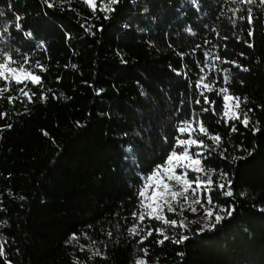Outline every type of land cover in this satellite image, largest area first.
<instances>
[{
	"label": "trees",
	"instance_id": "trees-1",
	"mask_svg": "<svg viewBox=\"0 0 264 264\" xmlns=\"http://www.w3.org/2000/svg\"><path fill=\"white\" fill-rule=\"evenodd\" d=\"M51 2L0 0V55L25 68L14 76L0 68L9 76L0 78L9 89L0 91V264H264V4L120 0L105 12L80 0ZM29 72L40 82L25 80ZM223 87L241 98L238 120L223 117ZM185 120L191 138L208 145L190 149L203 153L200 167L213 180L202 211L232 215L221 212V223L203 232L198 222L172 227L146 217L133 236L143 179L164 164L176 137L189 139L178 131ZM201 122L218 143L200 133ZM181 213L163 215L179 224ZM149 228L169 239L157 243L163 236L153 231L138 243Z\"/></svg>",
	"mask_w": 264,
	"mask_h": 264
},
{
	"label": "snow or ice",
	"instance_id": "snow-or-ice-1",
	"mask_svg": "<svg viewBox=\"0 0 264 264\" xmlns=\"http://www.w3.org/2000/svg\"><path fill=\"white\" fill-rule=\"evenodd\" d=\"M44 2L48 7L54 6V4H53V2H51V0H44ZM85 2L92 4L93 0H85ZM254 2H255V0H247V3H249V4L254 3ZM259 2L261 4H264V0H259ZM119 3H120V0H108V3L106 5H104V7L101 10L105 11V12H114L115 8L113 7V5H118ZM93 7H95L94 4H93ZM0 15H2V13H0ZM107 18L108 17L105 16V19H107ZM16 19H17V21H19L21 18L16 17ZM240 19L244 20L245 17L241 16ZM246 19H247V23H248V32H247L248 40H245L244 42L247 44L248 47L251 48V47H254V43H250L249 40H251L255 34L254 15H253V11L251 8H249L247 10V18ZM15 27L17 30H21L23 26L20 23H16ZM189 31H190V29H189ZM26 35L28 37H31L32 34L29 32V33H26ZM205 55H207V53ZM241 55H243V53H241ZM217 59H219V57H217ZM14 62L15 61L13 60V58L11 56H9L7 58V61H5L3 56L0 55V68H7L8 73L12 74L13 76L17 72H25V68H24L23 64H21L18 67H8L9 63H14ZM28 62L29 61L26 57L24 60V63L27 64ZM223 63H225V64L231 63L233 66L239 67L243 71L248 70V69L244 68L242 65L237 64L235 61H228L225 59L223 61ZM221 71L224 73H227L228 69H221ZM29 77L33 83H39L40 82V77L38 75H35V74H32L31 72H29L25 76V80L28 79ZM0 78H3L5 81H8L9 76L6 75L4 72H0ZM201 79H204V77H201ZM25 80L17 79L16 83L22 84L25 82ZM228 80H229L228 75H224V77H223L224 84H227ZM205 87H208V85H205ZM8 90L9 89L7 87L0 89V91H8ZM208 90L212 91L211 88H208ZM19 92L24 94L25 96H28V93L25 92L23 88H20ZM217 94L221 95L222 99L224 101V103L222 105L223 117H225L227 119H232V120L240 119L239 109H240L241 98L229 94V89L227 87L219 88L217 90ZM201 95H203V93H201ZM8 99H9V102H12L16 99V97L9 96ZM28 99H29V102H31V96H28ZM196 103L199 104L200 100L197 99ZM204 103L205 104L210 103L211 105H214L215 101L209 102L208 97L204 96ZM230 105H231V108H230ZM208 110H209L208 108L203 109V111H205V112H207ZM212 110H213V112H215L214 108ZM252 111H253V109L249 108L243 114V120L241 122L244 124L245 127H248V125L250 123L248 113H250ZM230 112H231V115L229 114ZM189 123H190V121H188V120L183 121L182 124L184 126H182L178 129V131L181 135H183L185 132H189V139H181L179 136L176 137V143L173 145L172 151L169 153L168 157H166L164 164L155 166L153 171L147 176V178H146L147 182L144 184L143 187L144 188H152V196L147 197L145 194V191L143 189L138 193V197L140 198L141 206L144 208V211L139 214V217L136 220V223L133 224L132 227L128 228L129 233L132 234L133 236L140 234V225L142 224V222L145 220L146 217L149 219H156V220L163 221V223L170 224L172 227H177V226L187 227V225L184 224V222L182 220L178 224L177 221L174 219H172V220L166 219L163 215L164 208L167 207L168 212H174L175 209H174L171 201L179 202V198H181V197H183V199L185 201H187L188 197H187L186 193L188 192V190L190 188H192L193 183L196 184V189H193V193H195L196 190H199L202 186L204 187L205 191H208L209 190L208 186L213 183L212 177H210V176L206 180H202L201 175H196L193 178V180H191V181L188 179V170L189 169H191V171H193L195 173H201L203 171V169L200 167L201 157L203 156V153L198 151V152L190 155L189 154V148L193 145H196L198 147H202L205 150L208 148V145L205 144L204 140L198 139V138H196V139L191 138V132L189 131V128H188ZM257 123H258V121H257ZM9 127H11V125H9ZM232 130L233 131L236 130L234 125L232 127ZM199 131L201 134L207 136L208 139L213 140L217 143L221 139V137L219 135H209L208 130L205 127L203 122H201L199 124ZM258 131H260L259 128L253 129L254 134ZM132 147L133 146L130 145L128 150L130 151L132 149ZM177 149H182V151L177 152ZM175 168L182 169L181 174L177 175L175 173ZM213 171H215V170H213ZM222 175L225 178H227L228 174L222 173ZM157 177L159 178L158 180L154 179ZM172 180H175L176 184L181 187L180 191H175L172 189V187L168 183L169 181H172ZM153 184L155 185L154 187H153ZM217 186L220 189L225 188V185L223 183H220ZM228 186H229V188L231 186L230 180L228 181ZM158 191H159V196L157 197ZM225 194L227 196H231L232 192L229 190ZM168 195L171 196V201H169V199L167 198ZM158 200L162 201V203L158 202ZM206 202L208 204L213 203L210 196L207 197ZM195 203L200 204L201 203L200 199L197 198ZM201 206H203V205H201ZM181 211H183V209H181ZM192 211L195 212L196 209L192 208ZM232 211H233V209L224 208V207L219 208L217 211H213L212 208L206 209L205 216H206L208 223L202 225L198 229V231L203 232L205 230L215 229L216 226L218 224H220L221 221L225 218V216L220 215V213L224 212L227 216L230 217L232 215ZM132 216L134 219H136L137 213L133 212ZM153 231H155L158 235L163 236V239L160 241H157V243L162 244L164 242V240L169 239V236L164 234L163 229L149 228L147 230V235L141 236L138 243L143 244L144 240L153 234ZM108 235L112 236V233L109 232ZM75 238H76L75 234H73V239H75ZM186 239H188V237L186 235H182L179 237V239H177L173 242L174 243H182ZM93 243H95V241H93ZM0 247H2V245H0ZM81 250L82 251L84 250V246L81 247ZM141 251L144 253V255H147V252H148L147 249H141ZM96 254H100L99 249H97ZM136 264H146V261L138 258L136 261Z\"/></svg>",
	"mask_w": 264,
	"mask_h": 264
},
{
	"label": "rangeland",
	"instance_id": "rangeland-1",
	"mask_svg": "<svg viewBox=\"0 0 264 264\" xmlns=\"http://www.w3.org/2000/svg\"><path fill=\"white\" fill-rule=\"evenodd\" d=\"M80 1L83 2L84 4H86L90 9H94L96 6H98V4H99V6H101V9L104 7V4L101 2L102 0H93L92 4L85 2V0H80ZM93 4L95 5V7H93ZM230 108H231V105H230ZM229 114L231 115V112ZM225 119H227V118H225ZM192 147L193 146H191L189 148V154L190 155H192V152L190 151V149ZM181 172H182V169L175 168V173L177 175L181 174ZM188 172H193V171H191V169H189ZM193 173H194V177L196 175H201L202 180H206L209 177V173H206L204 171H202L201 173H195V172H193ZM194 177H192V178L188 177V179L191 181V180H193ZM146 178L143 179V186L147 182ZM154 179L158 180L159 178L157 177V178H154ZM168 183L170 184V186L172 187L173 190H175V191H180L181 190V187L176 184L175 180L169 181ZM154 186L155 185L153 184V187ZM209 186H208V188H209ZM193 189H196V184L195 183L192 184V188H190L188 190V192L186 193V195L188 197L187 201H185L183 199V197L179 198V202L171 201V196L170 195H168L167 198L169 199V201H171V203H172V205H173V207L175 209V211H174L175 214L178 213V212L179 213L187 212L188 214L191 215V217H189V216H185L184 214L181 213V218H182V221L184 222V224L187 225V224H191L192 222H198L199 225L202 226V225L208 223V221L206 219V216H205V211L209 207L204 208L203 211H202V206H201L202 204H197V203H195V201L197 200V198L201 199V193L206 194V191L204 190L203 186L199 190H196L195 193H193ZM143 190L145 191V194H146L147 197H151L152 196V188H144L143 187ZM158 196H159V191L157 192V197ZM158 202L162 203V201H159V200H158ZM192 208H195L196 211L193 212ZM210 208L214 209V207H210ZM181 209H183V211H181ZM142 211H144L143 207H142ZM164 211L168 212L167 211V207L164 208ZM186 222H188V223H186Z\"/></svg>",
	"mask_w": 264,
	"mask_h": 264
}]
</instances>
